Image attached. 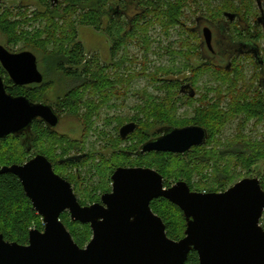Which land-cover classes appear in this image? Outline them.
I'll return each mask as SVG.
<instances>
[{"label":"trees","instance_id":"obj_1","mask_svg":"<svg viewBox=\"0 0 264 264\" xmlns=\"http://www.w3.org/2000/svg\"><path fill=\"white\" fill-rule=\"evenodd\" d=\"M41 1L47 6L44 13H35L33 17L21 15L20 18L15 20L13 15L11 16L10 10V13H3L4 9H7L1 4L0 0V33L4 36L7 45V47H5L7 49L9 48V51H13L11 46L18 44V42L22 40L25 42V47L23 49L32 48L36 55L43 58V65L46 71L44 73L45 81L41 86L46 87L48 82H51L50 84H55L56 82L62 83L67 91L62 97L57 99L56 105L58 109H68L69 112L76 115L81 114V104L84 103L83 95H80L79 89L82 86L84 87V85L87 86L91 81L88 80L87 77H83L82 74L90 72L94 77L95 75L97 76L98 79L92 85V90L97 91L99 88V92L95 91L91 93L98 94L99 98L102 99H110L111 92H113L112 94H118L119 89L114 83L123 79V77L119 76L115 81H112L101 74V72L99 75L96 74L93 67L94 59L84 63L85 52L83 45L80 42H75V37L77 35L76 26L78 23L92 24L101 27L100 25L101 23L103 24V18L107 16L109 22L106 24L105 29H107L113 37L112 53L116 54L122 51L123 48L127 49L130 42L138 38L142 40L141 44L146 45L144 57V61L146 62L148 57L146 54L151 50L152 38L149 34L151 27L159 25L167 34H169L170 29L176 27H181L185 29V31L189 29L185 23L186 20L184 21V17L186 16L184 8L189 4V0H133L136 3L137 12L132 16L130 21L124 22L125 25H129V28L126 30H122L123 24L121 21L109 15L115 12L112 6H110L109 9L106 7L110 3V0H58V4L53 7L52 3H55V0H51V2L50 0ZM253 1L254 0H197V7L194 12L198 14L201 10L200 15L214 22L224 19L226 12L243 13V17L246 18L248 16L247 19H249L250 16L253 17ZM121 2L124 6V0H121ZM190 6L192 7V5H189V7ZM39 16L46 21L43 30L38 29L36 32L31 33L22 28L23 24H30L33 20L40 18ZM113 21L118 27L115 28L111 26L110 23ZM45 33L47 34L46 38L42 37ZM259 38L260 40L257 44L260 47L262 60L264 61V29H261ZM186 41L187 39L181 41V45L187 49L180 51V53L187 59H190L191 54L196 52L199 53V55L203 54L200 44L188 46ZM122 61L125 63L124 59H122ZM239 62L240 59L234 57L230 58L226 65H223V63L216 65L205 61L204 64L198 68L190 64L185 66V68H191V81L193 84L197 83L199 75L209 72L212 73V70H214L213 74H215L220 81L228 83L227 89H223L224 84L222 82L218 89H214L218 97L215 98L214 102H211L212 104L203 105L202 103V107H199L197 115L190 122L205 127L208 130L209 137L205 145L194 146L187 154L157 151L141 153L140 149L142 145L150 139H153L159 133L157 131L151 134L149 129L142 128L141 126L137 127L128 138L132 139V143L128 146L127 150L122 149L120 153L116 155V161L121 158L120 162L117 165H113V168L109 169V172L108 170L100 169L98 165L92 166L97 168V173L102 174L104 179L109 178V180L106 182L104 181L103 185L97 184L85 188L86 190L90 189V192L79 199L80 203L83 206L93 204L99 199V195H97L98 191L102 193L110 190V182H112L111 175L121 166L154 168L163 175L166 187L172 186L174 182L183 180L189 184L191 190H195L196 185L192 181V172H190L188 168L191 167L192 169V165L195 166L199 164L210 165L214 161L213 176L210 178L205 176L212 184H208L207 182L201 183L199 185L201 188L196 191H224L235 181L241 180V178L246 176H258L264 189V169L263 171H256L254 169L255 166L264 163V141H232L230 145L226 146L224 149H220L217 153H214L212 149L206 148L207 145L213 142L217 134L216 131H220V128L232 118L240 116L243 117L244 123L251 119L256 120L255 122L258 123H264V97L249 98L244 94L245 90L239 88V81L245 80L246 78L242 68H239ZM256 64L260 69L259 74H264V64ZM81 66H85L82 73L79 72ZM114 66L118 69L124 68L123 63L120 65L115 62ZM157 71L164 72V74L172 73L171 71H164L163 69ZM79 73H81V75ZM57 74L58 76H55ZM140 74H145V72L143 71V73ZM154 74L155 76L150 74L153 77L152 80L154 82H161L159 83V89L166 91L163 98L164 100L158 103L162 108L161 117H163L165 122L163 127L187 125V123L179 124L173 121L171 113L179 108L178 104L183 100V96L187 98V101H191L194 98L188 94L181 93L180 95L179 89L183 82L179 80H167L161 78L157 73ZM130 77L131 80L134 74H131ZM7 84L9 85L8 91L15 96L24 95L34 102L40 101L42 97V95L39 97L38 90H32L31 86L18 85L14 87L9 80H7ZM226 91L227 94L223 95ZM178 96L179 98H177ZM229 96H231L230 102L227 101V103H229V108L221 107L220 105L223 98L228 97L229 99ZM204 97L207 98L206 95ZM142 114L146 116L147 111L142 109ZM87 116L88 115H86V117ZM132 119L140 121L143 118L140 117V114H137ZM149 119L150 118H147L146 120L149 122ZM25 134H21V137H19V148H14V135L7 136L3 139L2 143H0V168L4 165L24 163L36 154H43L53 163L57 171V166L53 161V155L56 152L53 147L55 143H52V141L56 139L61 140L59 143L61 146L63 142H66V146H68L66 150L62 151L63 158L61 160H63V162H60L61 160L57 162L58 164L61 163L64 165L58 166L63 167L77 164L76 166L78 167L79 165L85 164L84 162L87 160H84L90 156V153L70 156L71 149H82L81 145L68 135L50 131L41 121L35 120L32 124L30 133L28 135L26 134V136ZM118 139L123 141L122 136ZM112 143L113 142H111V144ZM112 146L114 145L112 144ZM36 148L39 149L32 154V150ZM225 159L229 161L231 167L221 166V163ZM178 160L180 161L179 165H177ZM234 165L237 167V170L241 167L245 173L243 175H238L237 170H235L236 168H232ZM106 168L108 169L110 167L108 166ZM64 177L66 178V176ZM171 180L174 182L172 183ZM75 181L78 185L79 177L76 176ZM151 207L152 210L163 219L167 234L170 238L180 240L186 235L187 220L183 211L176 204L166 198H158L151 203ZM61 219L80 247H84L90 242L93 231L89 224L74 221L68 212L62 213ZM180 222L183 223L182 229H179ZM261 223L264 227V217ZM44 227L43 217L35 210L31 199L25 192L21 180L12 173H0V235L2 234L4 239L10 242L28 244L31 229L37 228L44 230ZM185 264H199L198 253L196 251H191Z\"/></svg>","mask_w":264,"mask_h":264},{"label":"water","instance_id":"obj_2","mask_svg":"<svg viewBox=\"0 0 264 264\" xmlns=\"http://www.w3.org/2000/svg\"><path fill=\"white\" fill-rule=\"evenodd\" d=\"M234 19V13L226 14ZM211 46L212 32L204 30ZM0 62L16 85L42 83L37 56L30 50L9 51L0 44ZM50 127L60 117L51 105L35 103L27 96L9 93L0 76V139L30 133L34 120ZM135 122L122 126L126 138ZM208 130L200 125L166 127L145 142L141 153L187 154L207 142ZM0 173H12L22 182L35 210L44 219V230L33 228L28 244L10 242L0 235V264H185L196 251L199 264H264V189L260 179L246 177L221 192L191 190L180 180L170 187L163 175L150 167H118L112 175V192L102 203L83 206L71 184L55 172L52 162L39 154L24 163L4 165ZM176 204L187 220L186 235L168 236L163 219L151 207L154 199ZM89 224L93 237L80 247L61 219Z\"/></svg>","mask_w":264,"mask_h":264},{"label":"rangeland","instance_id":"obj_3","mask_svg":"<svg viewBox=\"0 0 264 264\" xmlns=\"http://www.w3.org/2000/svg\"><path fill=\"white\" fill-rule=\"evenodd\" d=\"M55 2H58V0H55ZM118 2L119 0H110V3L106 7L109 9V7L112 6L114 9H116ZM1 4L7 9H4L3 13L7 14L11 11L10 14L11 16L13 15V18H15V20L20 18L21 15H28V17H33L35 13H44L47 9V6H45L41 0H1ZM120 10L122 11V14L119 13V15H116L115 12H112L109 15L121 21V23L123 24L122 30H126L129 28V25H125L124 22L128 21V19H130V16L126 17L124 13H130L133 16L135 15V13L137 12L135 1H133L127 9L121 4ZM194 11L195 10H191L190 15H188V26H194V20L196 16H199L201 13V10L198 14ZM102 21L103 24L101 23V27L92 24L78 23L76 26L77 35L75 37V42H80L83 45L85 52L84 63L94 59L93 67L96 71V74L99 75L101 72V74L105 75L112 81H115L119 76L123 77L121 81L114 83L115 86L117 85L119 92L118 94H112L113 92H111L110 99H102L99 98L98 94H92L91 92L96 91L92 90V85L95 81H97L98 78L96 75L94 77L92 73L86 72L85 74H82L83 77H87V79L91 81L87 86L84 85V87L82 86L79 89V93L80 95H83L84 101V103L81 104L82 107L80 108L81 114H73L69 112L68 109L63 111L60 110L63 115L60 123L56 128V131L60 134L68 135L71 139L76 140L81 145L82 149H71V153L69 154L70 156L75 154L84 155L82 153H90V156L84 160L87 161H83L85 163L83 165L85 166L79 165L77 167V164L63 167L58 166L64 165L61 163L58 164L57 162L63 158L62 151L66 150L68 146H66V142H63V145L61 146L59 144L61 140L59 139L52 141V143H55L53 147L56 152L53 155V161L57 166V171L62 176H66V178H68V180L72 182L74 191L78 199L83 198V196L90 192V189L86 190L85 188L92 187L97 184L103 185L104 181L106 182L107 180H109V178L104 179L102 177V174L97 173V168L92 166L98 165L100 169L108 170L109 172V169H112L113 165H117L120 162L121 158L116 161V155L120 153V150L122 149L127 150L128 146L132 143V139H128L132 133L129 134L126 138H123V141H120L118 139L121 136L120 129L122 128V126L130 122H135L138 123V127L141 126L142 128L149 129V132L151 134L157 131L159 133L164 132L165 127L163 126L165 125V122L163 117H161L162 108L158 103L164 100L163 98L166 94V91L159 89V83L161 82H154L152 80L153 77L150 74H153L155 76L154 73H157L161 78H165L167 80H179L183 82V84H185L191 81L192 76L191 68H185V66L190 64L193 67L198 68L202 66L206 61V58L202 57V55H199V53L197 52L191 54L190 59H187L183 54L180 53V51L187 49L186 47H183L181 45L182 40L187 39L186 43H188V46L200 43V41L196 40L194 34L185 31V29L181 27L172 28L170 29L169 34H167L159 25L151 27L149 31L150 37L152 38V43L151 50L146 54L148 55L146 59L147 62L144 61L146 45L141 44L142 40L138 38L130 42L127 49L123 48L122 51L117 52L116 55L115 53H112L111 50L113 45V37L109 33V31L105 29L106 24L109 22L108 17L105 16ZM110 24L115 28L118 27V25L114 21ZM45 25L46 21L44 20V18L40 17L37 20H33L32 22H30V24H23L22 28H24V30L28 32L34 33L38 29L43 30ZM46 35L47 34L45 33L42 37L46 38ZM0 44L7 47L5 38L1 33ZM11 47L13 51L30 50L34 53V50L32 48L23 49L25 47V42L22 40H20L18 44ZM38 57L40 67L43 70L45 68L43 67V58L40 56ZM218 58L219 57H214L213 59L219 62L220 58ZM122 59L125 60V63L124 61H122ZM228 61L229 59H224L222 61L223 65H226ZM115 62L120 65L123 63L124 68L118 69L114 66ZM238 64L239 68H242L243 73L246 77L245 80L239 81V88L244 90L248 89L249 92H252L257 83V79H255L254 73L259 70V67L248 56H243ZM84 68L85 66H81L79 68V72L82 73V70ZM159 69H163L164 71L168 70L172 73L164 74V72H158L157 70ZM43 71L46 70L44 69ZM143 71L145 72V74H140L143 73ZM213 71L214 70H212V73L209 72L198 76L197 83L194 84L196 88V94L193 100L187 101V98L183 96L184 101H178L179 108L176 111H172L171 113L173 121L179 124L187 123V126H189L188 124H192L190 122L197 115L199 107H202V103L203 105H209L212 104L211 102L215 101V98H217L218 95L216 94V90L214 89H218L222 81H220L217 76L213 74ZM81 73L79 74L81 75ZM131 74H134V77L130 80ZM55 76H58V74ZM223 84V89H227L228 83ZM45 88V90L47 91L42 95L40 100L45 99L54 105L57 99L62 97V95H64L67 91L65 90L64 85L60 82H56L55 84H47ZM98 90L99 88L96 92H99ZM179 92L181 95L180 89ZM205 95L207 96V98L204 97ZM223 95H226V93H223ZM38 96L40 97L39 94ZM177 98H179V96ZM230 99L231 96H229V99L228 97L223 98V100L221 99L222 102L220 106L228 109L229 103H227V101L230 102ZM142 109L147 111L146 116L142 114ZM137 114H140V117L143 119H141L140 121L133 120L132 118ZM86 115L88 116L86 117ZM147 118H150L149 122L146 120ZM255 121L256 120L251 119L250 121L244 123L243 117L240 116L228 120L225 125L220 128V131H216L217 134L215 135L213 142L207 145L206 148L212 149L214 153H217V151H219L220 149H224L226 146L230 145L232 141L263 142L264 123H258ZM111 142H113L112 144L114 146H112ZM18 146V139H14V148H19ZM38 149L39 148L33 149L32 154L35 153L34 151H37ZM179 164L180 161L178 160L177 165ZM108 166L110 168L107 169L106 167ZM221 166L231 167L227 159L223 160ZM192 167L193 170L191 169V167H189L188 170L192 172V181L196 185L195 191L201 188L199 186L201 183L207 182L208 184H212V182L207 178L213 176L214 161L210 165L199 164L195 166L192 165ZM232 168H236L235 170H237V167H235V165L232 166ZM254 169L256 171H263L264 163H260L259 165L255 166ZM244 173L245 172L241 167L237 170L238 175H243ZM76 176L79 177L78 185L75 181ZM205 176H207V178ZM246 177L259 178L258 176ZM238 181L240 180L235 181L232 185L227 187V189L232 187ZM171 182L173 183L174 181L171 180ZM175 183L176 182H174L173 184ZM111 186L112 184L110 182V187ZM100 194L101 191H98L97 195ZM65 212H68L70 214L69 211ZM182 228L183 223L180 222L179 229Z\"/></svg>","mask_w":264,"mask_h":264},{"label":"flooded vegetation","instance_id":"obj_4","mask_svg":"<svg viewBox=\"0 0 264 264\" xmlns=\"http://www.w3.org/2000/svg\"><path fill=\"white\" fill-rule=\"evenodd\" d=\"M163 1H166V0H163ZM189 1H190L189 4H187V6L184 8L185 14H186V16L184 17V21L186 20L185 23L187 26H188L187 21H189L188 15H190L191 10H195L197 7V5H196L197 0H189ZM132 2H133L132 0H124L125 8L127 9L129 7V5L132 4ZM57 4H58V2L52 3L53 6H55ZM121 4H122V2H121V0H119L117 8L115 9L116 15H119V13L122 14V11L120 10ZM189 5H192V7L191 6L189 7ZM252 7H253V11H252L253 17L250 16L249 19H247L248 16L245 18V17H243V13H238V12H229V13L235 14L234 19H230L226 15L228 12H226L225 18L220 19L216 22L211 21L210 19H207L205 16H202V15L196 16V18L194 20L195 25L194 26H188L189 27L188 31L195 35L196 40L200 41L199 44L201 45L202 50H203L202 56L206 58L207 63H213L216 65H220V64H222V61L224 59H230V58H234V57L241 59L243 56H248L255 62V64L256 63L264 64V61L262 60L260 47L257 44V42L260 40L259 37H260L261 29H264V0H254L252 2ZM124 15L126 17L130 16V19H128L129 21L131 20V18L133 16L130 13H128V14L124 13ZM187 16H188V18H187ZM205 28H209L212 32L211 46H209L207 43L205 33H204ZM22 51H25V50H22ZM22 51H11V52L19 53ZM36 56H37V61H38V68L44 76L45 71H43V70L45 68L42 70V68L40 67V63H39V57H38V55H36ZM214 57L220 58V59L218 58L220 64L217 60L213 59ZM43 67H44V65H43ZM259 72H260V69L254 73V77H255V79H257V83H256V86L253 88V91L249 92L248 89H245V91H244V94H246V96H248L249 98L264 97V74H259ZM0 76L3 78V81H4V84L6 86L7 91L9 89V85L7 84V80H9L11 82L12 86H14V87L18 86L11 80L8 72L4 69L1 62H0ZM44 81H45V78H44L42 83H32V84H28V85H24V86H29V87L31 86L32 90H34V91L38 90V94L41 96V95L45 94L47 91V90H45L46 89L45 87L41 86V85H43ZM50 83L51 82H48L47 84H50ZM180 91H181V93L188 94L193 98L195 97V94H196V88H195V85L192 83V81L185 83V84L182 83V85L180 87ZM226 94H227V91H226ZM35 103H45V104L51 105L54 108L55 112L59 115L60 121H61L63 114L61 113L60 110H62V109H58L56 103H55V105H56L55 106L54 104H51L49 101H47L45 99L44 100L42 99V100L37 101ZM36 120L43 122L45 124V126L50 131L57 132L56 128L58 125L56 127H50L41 118H37ZM60 121H59V123H60ZM137 125H138V123H137ZM189 125H196V124H189ZM185 126H187V125H185ZM185 126H178V127H185ZM23 134H25V133H23ZM161 134H162V132L159 133L154 138L160 136ZM11 135H14L16 140L17 139H18V141L20 140V138H19V137H21L20 134H11ZM25 136H26V134H25ZM3 139L4 138L0 139V143L3 141ZM37 155H39V154H36L33 157H35ZM60 162H63V160H61ZM53 168L55 170L54 166H53ZM55 172L58 173L56 170H55ZM59 175L62 176L61 174H59ZM62 177H64V176H62ZM66 179L68 180V178H66ZM111 184H112V186H111L110 190L102 192L99 195V199L94 203H102L103 195L105 193L112 192L113 181L111 182ZM154 200H157V199H154Z\"/></svg>","mask_w":264,"mask_h":264}]
</instances>
